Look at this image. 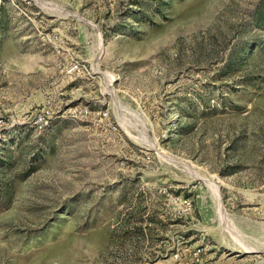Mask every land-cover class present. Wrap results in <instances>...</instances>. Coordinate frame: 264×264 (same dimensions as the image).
I'll list each match as a JSON object with an SVG mask.
<instances>
[{"label": "rangeland", "instance_id": "374dc122", "mask_svg": "<svg viewBox=\"0 0 264 264\" xmlns=\"http://www.w3.org/2000/svg\"><path fill=\"white\" fill-rule=\"evenodd\" d=\"M197 248L264 264V0H0V264Z\"/></svg>", "mask_w": 264, "mask_h": 264}, {"label": "built area", "instance_id": "2783aa9c", "mask_svg": "<svg viewBox=\"0 0 264 264\" xmlns=\"http://www.w3.org/2000/svg\"><path fill=\"white\" fill-rule=\"evenodd\" d=\"M55 39H57V37H54ZM56 51H59L58 45L55 44L54 45ZM78 64L74 63L70 66L69 70L70 71H75L78 70ZM79 113L87 116V115H95L98 116L100 119L105 118L107 116V111L105 110H96V111H89L86 107L85 108H81L79 110ZM51 119V112L50 110L45 106H41L40 108L34 110V112L31 115V122L33 125L37 126L38 128H41L43 126H46L48 124V122ZM176 199L180 205V208L183 212L189 210L191 208V204L188 198H185L183 196H176ZM203 248H197L194 252H193V256H194V262L195 264H200L201 261V253H202Z\"/></svg>", "mask_w": 264, "mask_h": 264}]
</instances>
